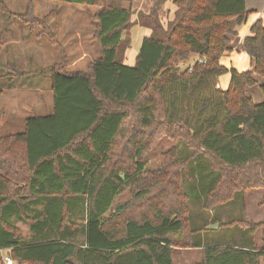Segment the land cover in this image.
I'll return each mask as SVG.
<instances>
[{
	"label": "trees",
	"instance_id": "trees-1",
	"mask_svg": "<svg viewBox=\"0 0 264 264\" xmlns=\"http://www.w3.org/2000/svg\"><path fill=\"white\" fill-rule=\"evenodd\" d=\"M24 1L25 23L59 49L63 65L50 68V113L12 117L0 127V248L17 264H173L178 250L200 247L192 264L264 261V247L254 242L264 221L226 222L242 228H234L242 243H208L200 233L209 222L197 225L188 206L192 200L211 210L237 192L264 190L262 20L242 42H231L249 13L246 0H172L165 25V0L137 12L136 0H44L97 8L89 17L98 55L76 71L65 69L48 16L33 18L35 0ZM13 16L0 0V46ZM137 24L150 34L129 66L123 59ZM232 49L249 55L250 69L220 64ZM191 61L190 72L179 66ZM256 84L260 102L246 93ZM163 139L175 143L160 167L147 168ZM127 189L138 210H113Z\"/></svg>",
	"mask_w": 264,
	"mask_h": 264
},
{
	"label": "rangeland",
	"instance_id": "rangeland-1",
	"mask_svg": "<svg viewBox=\"0 0 264 264\" xmlns=\"http://www.w3.org/2000/svg\"><path fill=\"white\" fill-rule=\"evenodd\" d=\"M139 1L132 4L135 11ZM5 2L14 16L4 31L5 43L0 46V127L5 120L12 117L23 118L31 114L50 113L52 110L50 68L51 66L59 68L60 65H63L59 49L52 46L47 37L39 35L40 28L25 23L27 19L22 17L26 12L25 1L5 0ZM96 9L92 6L58 1L35 0L33 3L32 17L48 16L47 24L56 31L58 39L65 49L67 60L65 69L67 71L85 70L98 55L93 41L94 24L89 17V13ZM170 12L171 10L168 9L166 14L161 17L164 25L172 17ZM135 18L134 14L132 19ZM134 27L130 31L132 48L133 44L138 46L142 39L141 32H133ZM182 66L184 65H181V69ZM39 68H43L45 71L38 75L29 74ZM174 143L167 139L161 140L148 156L145 166L153 169L160 167L163 162L162 152ZM133 192L131 189H127L118 196L114 201L113 210L116 209V206L126 205L130 207L131 211H137ZM263 196L264 190L237 192L230 202L218 205L211 210L202 208L200 202L190 200L188 206L196 224L202 225L203 222H209L208 230L200 233L202 241L222 245L242 243V233L239 229H234L237 225L225 226L223 224L239 218L251 222L264 221ZM17 226L23 237L28 236L29 232L25 224L18 223ZM254 242L257 246L264 247V231L262 229L256 233ZM201 257V247L183 248L174 253L173 264H192L200 260ZM260 264H264V261H261Z\"/></svg>",
	"mask_w": 264,
	"mask_h": 264
},
{
	"label": "crops",
	"instance_id": "crops-1",
	"mask_svg": "<svg viewBox=\"0 0 264 264\" xmlns=\"http://www.w3.org/2000/svg\"><path fill=\"white\" fill-rule=\"evenodd\" d=\"M150 5H151V0H140L138 3V7L136 8L137 9L136 12L138 10L148 11ZM245 6H246L247 11H249V13L245 21L241 25L237 26L236 28L237 35L235 37H232V41H231L234 45L242 42L243 38L250 34V31H249L250 27L257 19H261L262 24L264 25V0H246ZM168 9L171 10L170 13L172 14V17H170L168 20H171L174 16V11L176 9V6L172 3V0H165L164 2L163 10L167 12ZM135 17H136V13H135ZM134 26H135L134 29H132L134 30L133 32L135 33H137L138 31L141 32L142 39L146 36H149L150 34L149 28H146L140 25H134ZM130 37H131V44H132V36L130 35ZM141 41L138 44V46H136V44H133V48L131 47V44H130V48L127 49L125 52V56L123 59L124 64L129 65V66L134 64L135 56L139 50ZM219 62L221 65L225 66L226 68L228 69L235 68L237 71H244V70L251 68V60H250L249 55L244 51H237L236 49H232L230 52L223 55L220 58ZM256 79H257V83L261 81V78L259 76H256ZM218 81L222 89L227 88L230 82L229 72H226L220 75ZM258 86L259 84H256V85L248 87L246 90L247 95L251 96L254 102H260L262 100V94ZM13 264H16V262H14Z\"/></svg>",
	"mask_w": 264,
	"mask_h": 264
},
{
	"label": "built area",
	"instance_id": "built-area-1",
	"mask_svg": "<svg viewBox=\"0 0 264 264\" xmlns=\"http://www.w3.org/2000/svg\"><path fill=\"white\" fill-rule=\"evenodd\" d=\"M198 63H204L205 60L204 59H198L197 60ZM182 66L183 70H187L188 72L191 71V68L193 66V61L191 62H180L179 66ZM14 261L11 259V257L8 255V251L6 249H1L0 248V264H13Z\"/></svg>",
	"mask_w": 264,
	"mask_h": 264
}]
</instances>
